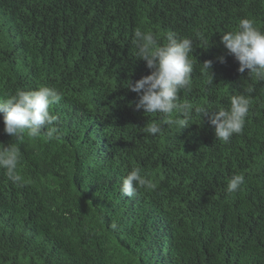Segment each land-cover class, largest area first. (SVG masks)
Wrapping results in <instances>:
<instances>
[{
  "label": "trees",
  "instance_id": "obj_1",
  "mask_svg": "<svg viewBox=\"0 0 264 264\" xmlns=\"http://www.w3.org/2000/svg\"><path fill=\"white\" fill-rule=\"evenodd\" d=\"M244 18L264 31V0H0V99L40 86L62 95L52 139L14 140L0 114L23 182L0 169V264H264V81L238 72L221 43ZM137 28L192 40L182 100L212 112L250 95L242 133L216 140L194 111L186 128L145 133L162 117L136 110L125 87L151 71ZM134 167L155 187L127 197ZM234 174L244 181L229 193Z\"/></svg>",
  "mask_w": 264,
  "mask_h": 264
},
{
  "label": "clouds",
  "instance_id": "obj_2",
  "mask_svg": "<svg viewBox=\"0 0 264 264\" xmlns=\"http://www.w3.org/2000/svg\"><path fill=\"white\" fill-rule=\"evenodd\" d=\"M165 39L166 43H161L153 32H144L139 28L134 32L137 57L151 71L135 82L126 80L125 87L137 94L136 110L143 109L144 114H159L162 117L161 120L150 121L143 131L154 136L162 131L165 123L186 128L191 124L189 121L194 111L208 117L209 124L214 126L216 140L227 142L234 134L242 133L252 105L250 95H234L230 98L229 108L220 107L212 112L208 107L194 106L188 100H182L178 94L192 89L194 65L190 56L193 57V42L189 38L177 37L174 33H168ZM221 43L238 62V72L244 73L247 69L249 77H255L258 82L264 81V31L255 26L253 19H241L236 30L222 35ZM217 59L224 62L222 56ZM200 65L208 77L205 83L212 84V61H204ZM61 99L62 95L55 88L47 86L8 94L6 98L0 99L4 132L14 140L42 135L52 139L57 132V117L50 114L49 109ZM20 158L17 146L0 144V169L4 170L9 181L22 186V177L17 171ZM243 181V175H232L227 182V192L238 191ZM154 187L142 175L141 169L134 167L122 178L120 192L133 197L139 188ZM111 228L115 230L117 225L113 223Z\"/></svg>",
  "mask_w": 264,
  "mask_h": 264
}]
</instances>
